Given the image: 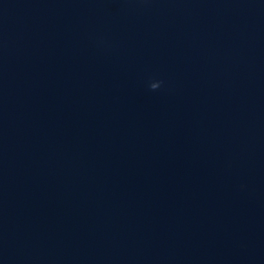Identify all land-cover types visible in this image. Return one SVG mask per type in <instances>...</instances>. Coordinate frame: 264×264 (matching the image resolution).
Here are the masks:
<instances>
[{
    "label": "water",
    "instance_id": "water-1",
    "mask_svg": "<svg viewBox=\"0 0 264 264\" xmlns=\"http://www.w3.org/2000/svg\"><path fill=\"white\" fill-rule=\"evenodd\" d=\"M0 264H264V0H0Z\"/></svg>",
    "mask_w": 264,
    "mask_h": 264
},
{
    "label": "clouds",
    "instance_id": "clouds-1",
    "mask_svg": "<svg viewBox=\"0 0 264 264\" xmlns=\"http://www.w3.org/2000/svg\"><path fill=\"white\" fill-rule=\"evenodd\" d=\"M151 90L155 91L156 89H158L160 87V84L159 83H153L151 84Z\"/></svg>",
    "mask_w": 264,
    "mask_h": 264
}]
</instances>
